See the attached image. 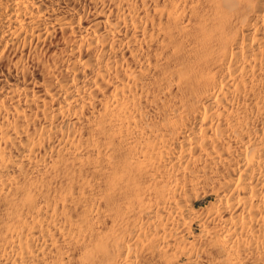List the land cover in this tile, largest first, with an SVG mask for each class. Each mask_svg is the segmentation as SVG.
I'll return each mask as SVG.
<instances>
[{"label":"bare ground","instance_id":"1","mask_svg":"<svg viewBox=\"0 0 264 264\" xmlns=\"http://www.w3.org/2000/svg\"><path fill=\"white\" fill-rule=\"evenodd\" d=\"M0 264H264V0H0Z\"/></svg>","mask_w":264,"mask_h":264}]
</instances>
